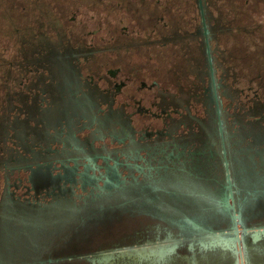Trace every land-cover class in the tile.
<instances>
[{
  "label": "flooded vegetation",
  "instance_id": "obj_1",
  "mask_svg": "<svg viewBox=\"0 0 264 264\" xmlns=\"http://www.w3.org/2000/svg\"><path fill=\"white\" fill-rule=\"evenodd\" d=\"M121 1L103 36L76 12L21 46L0 104V264H56L54 237L116 214L183 239L229 225L234 243L236 221L264 218V62L236 51L244 13L169 0L165 21L158 0Z\"/></svg>",
  "mask_w": 264,
  "mask_h": 264
},
{
  "label": "rangeland",
  "instance_id": "obj_2",
  "mask_svg": "<svg viewBox=\"0 0 264 264\" xmlns=\"http://www.w3.org/2000/svg\"><path fill=\"white\" fill-rule=\"evenodd\" d=\"M149 1L151 4L157 0ZM158 1V16L165 17L166 21L169 0ZM213 1L220 2L219 11L223 12L225 20L233 14L240 17L244 13L241 20L245 23L235 19L231 24L247 28L244 34H237L236 51L249 52L250 58L262 65L264 0H249L247 6L245 0ZM125 8L121 0H0V104L4 102L9 77L16 81L21 73L18 62L24 42L41 32L51 35L52 31L58 30L63 36L65 29L62 26L69 27L76 12L78 22L87 21L88 30L100 37L109 29L105 19H113L117 15L112 11L118 13ZM156 10L151 8L148 15ZM137 12L141 17L147 16L141 8ZM145 21L139 20L138 24ZM10 62H15L12 68ZM258 70L263 72L264 65ZM124 225L132 227L121 231L120 227ZM240 229H247L242 234L245 264H264V218L247 220ZM213 231L224 233L227 238L183 239L181 231L160 218L116 214L71 227L53 238L48 251L58 259L56 264H241L231 227L214 225ZM257 234L261 235L259 240L255 239Z\"/></svg>",
  "mask_w": 264,
  "mask_h": 264
},
{
  "label": "water",
  "instance_id": "obj_3",
  "mask_svg": "<svg viewBox=\"0 0 264 264\" xmlns=\"http://www.w3.org/2000/svg\"><path fill=\"white\" fill-rule=\"evenodd\" d=\"M246 231H247L246 229H242V231L240 230L239 223L237 221L234 223L233 233L236 236L235 241H236L237 246L239 248V255L241 258V264H245L244 256H243V249H242V234L245 233ZM213 236H218V234H213Z\"/></svg>",
  "mask_w": 264,
  "mask_h": 264
},
{
  "label": "bare ground",
  "instance_id": "obj_4",
  "mask_svg": "<svg viewBox=\"0 0 264 264\" xmlns=\"http://www.w3.org/2000/svg\"><path fill=\"white\" fill-rule=\"evenodd\" d=\"M259 236H260V234H257V235H255V239L257 240L258 238H259ZM236 244V241H235V243H234V245ZM244 248V247H243ZM238 254H239V248H238Z\"/></svg>",
  "mask_w": 264,
  "mask_h": 264
}]
</instances>
